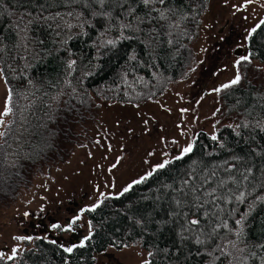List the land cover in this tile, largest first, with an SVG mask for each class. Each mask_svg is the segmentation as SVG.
Returning <instances> with one entry per match:
<instances>
[{
	"label": "trees",
	"instance_id": "1",
	"mask_svg": "<svg viewBox=\"0 0 264 264\" xmlns=\"http://www.w3.org/2000/svg\"><path fill=\"white\" fill-rule=\"evenodd\" d=\"M206 1L0 0L10 112L0 136V202L64 157L91 100L143 102L185 77ZM262 20L247 37L260 61ZM221 100L236 124L198 130L191 152L86 208L91 230L71 252L25 238L0 264H93L107 246L127 245L146 251L142 264H264V86L230 84Z\"/></svg>",
	"mask_w": 264,
	"mask_h": 264
},
{
	"label": "rangeland",
	"instance_id": "2",
	"mask_svg": "<svg viewBox=\"0 0 264 264\" xmlns=\"http://www.w3.org/2000/svg\"><path fill=\"white\" fill-rule=\"evenodd\" d=\"M263 17L264 0H207L185 77L143 102L91 100L74 125L76 134L64 157L15 199L0 202V256L21 248L23 239L15 237L42 236L65 249L80 243L91 230L86 208L181 154L198 130L214 134L222 125H235L237 116L225 111L221 93L237 74L239 82L264 86V61L247 50L248 34ZM7 100L0 71L3 134ZM146 254L139 245L107 246L93 264H142Z\"/></svg>",
	"mask_w": 264,
	"mask_h": 264
},
{
	"label": "snow or ice",
	"instance_id": "3",
	"mask_svg": "<svg viewBox=\"0 0 264 264\" xmlns=\"http://www.w3.org/2000/svg\"><path fill=\"white\" fill-rule=\"evenodd\" d=\"M101 2H103V0H101ZM145 3H147V0H145ZM161 3H163V0H161ZM261 24H264V20L261 21ZM257 27H259V25H258ZM252 31L254 32L255 29H253ZM245 59H246V58H245ZM239 80H240V76H239V74H237L236 78L233 79V80L231 81V84H233V85H234V84H237V83L239 82ZM229 86H230V85L226 84V85H224L223 87H229ZM217 91H219V89H217ZM9 99H10V94H9ZM8 112H9V109H8V107H7V102H6V105H5V111H4L3 115H7ZM0 135H3V133H0ZM212 138H213V139H216L215 136H213ZM191 150H192V145L189 144L187 147H185V148L183 149V154H187V153L191 152ZM177 158H179V157H177ZM165 163H167V162H165ZM157 167H159V168H163V167H165V164L162 163V164L158 165ZM145 178H146V177H145ZM142 179H144V178H142ZM140 182H141V180H137V181H134L133 183L135 184V183H140ZM131 187H132V185H129L128 187H126V188L124 189V192H127ZM77 219H78V217H77ZM73 222H74V221H73ZM191 223L195 225V224H198L199 221H198V220H192ZM15 239L22 240V239H25V237H15ZM28 239H30V238H28ZM15 251H16V250L13 249V254H15ZM65 251H67V252H71L72 249H71V248H66ZM9 259H12V257H9ZM146 264H147V262H146Z\"/></svg>",
	"mask_w": 264,
	"mask_h": 264
}]
</instances>
